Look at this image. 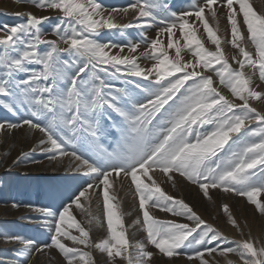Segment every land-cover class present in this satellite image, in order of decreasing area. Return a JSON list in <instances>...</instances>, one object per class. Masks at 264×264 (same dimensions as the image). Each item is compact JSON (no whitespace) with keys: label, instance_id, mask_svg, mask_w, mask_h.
<instances>
[{"label":"snow or ice","instance_id":"1","mask_svg":"<svg viewBox=\"0 0 264 264\" xmlns=\"http://www.w3.org/2000/svg\"><path fill=\"white\" fill-rule=\"evenodd\" d=\"M27 2L37 9L59 13L55 17L57 22L48 30L56 39L44 38L47 31L42 25L50 17L32 12L16 13L23 15L25 22L0 25L3 33L0 35V95L11 98L3 107L13 115L21 109L24 113L18 123H0V131L27 125L30 130L43 134L38 147L50 154V159H57V154L61 158L70 155L79 162L77 171L83 170L99 181L95 189L88 183L69 197L70 202L63 205L50 228L51 242L43 248H55L65 264H94L91 251L84 250L93 247L106 253L112 264L117 258L126 260L127 264H148L153 256L147 250L149 244L166 257L184 254L199 264H210L205 256L211 257L213 253L225 258L235 254L242 264H264V244L257 246L248 238L232 241L234 246H224L221 240L227 238L219 230L183 200L166 194L151 174L158 170L171 179L173 172L178 173L197 185L209 199L210 188L246 197L264 214V203L257 198L264 192V112L250 104L252 100H264V91L255 90L252 76L245 72L246 67L251 69L264 82V12H258L251 0H198L190 4L189 10L180 13L169 12L163 0H134L126 7L111 9L98 0ZM221 10L230 25L229 43L237 50L231 56L238 65L236 68L229 63L221 38L206 16L207 12L217 22L218 29ZM129 11L139 22L136 27L147 29L159 25L155 38L141 34L147 46L139 55L135 54L140 48L139 42L125 46L99 39L104 29L133 27L132 23L116 20L118 15H127ZM198 24L202 25L208 41L215 45L214 51L205 47L197 36ZM174 30L179 32L178 39H174L177 35ZM245 38L251 41L254 52L243 46ZM41 45L47 47L41 50ZM169 50H174L175 55L171 56ZM182 50L189 51L194 61H185ZM140 57L153 61L151 66L142 67ZM209 71L242 103H234L221 94L214 86L213 76L204 74ZM124 76L142 77L149 83H136L135 89L141 90L137 93L127 87L117 88L111 82ZM110 113L120 118L116 149L105 150L92 160L78 155V151H87L95 142L101 119L111 120ZM253 122L257 126L251 127ZM66 146L74 150L69 153ZM113 174L116 179L121 175L129 178L135 186L146 243L138 241L130 245L126 238L121 217L112 203L115 197L109 194ZM100 186H103L108 236L93 244L89 229L76 220L70 209L75 204L85 211L81 198L90 201V190L99 195ZM146 205L186 217L194 226L159 219ZM40 211L57 217L56 212L47 208ZM223 211L238 228L227 205H223ZM88 215L86 222L91 224L95 217ZM69 229H75L79 235H73ZM3 238L6 242H20L24 245L20 254L31 255L33 240L14 235ZM61 238L74 246L69 247ZM130 247L135 249V256ZM226 264H237V261L226 259Z\"/></svg>","mask_w":264,"mask_h":264},{"label":"rangeland","instance_id":"2","mask_svg":"<svg viewBox=\"0 0 264 264\" xmlns=\"http://www.w3.org/2000/svg\"><path fill=\"white\" fill-rule=\"evenodd\" d=\"M0 1L2 3L9 1L10 3V7L4 4L0 5V25H14L25 22L24 16H17L16 13L25 14L32 12L37 16L50 17L42 25L47 31V35L44 38L49 40L56 39V36L48 30L57 22L55 20V17L59 15L57 11L37 9L31 3H28L27 0ZM98 2L102 3L107 9H111L113 7H126L133 1L110 0L103 3L101 0H98ZM163 2L168 5L169 12L175 11L180 13L181 11L189 10L190 4L198 2V0H163ZM251 2L258 12H264V0H251ZM222 13L223 10L218 11V29L217 22L213 21L207 12L206 16H208L210 26L216 30V34L221 38V47L225 56L229 58V63L232 67L236 68L238 65L231 60V56L237 50L229 43L231 39L230 25H228ZM134 16L135 14L131 11L127 15H118L116 17L118 23H132L134 26L123 30L104 29L101 31L99 39L102 42L111 40L114 44L125 46L129 42H139L140 48L135 53L139 55L147 46L146 42L141 40V34L143 33L149 39L155 38L159 25H153L147 29L136 27L135 25L139 22L134 19ZM198 27L197 36L203 40L205 47L210 51H214L215 45L208 41L202 25L198 24ZM174 31L177 33L174 39H178V30ZM0 35H3V33H0ZM246 35L245 32V37ZM163 39L166 46V36ZM180 43L182 46L183 40ZM61 46L63 47L64 45ZM243 46L247 50L254 52V46L247 38L243 41ZM46 47V45H41L40 49L43 50ZM112 51L115 52L117 49H113ZM124 54H129L127 47H125ZM169 54L174 56V50H169ZM181 55L185 61H194L195 59L187 50H182ZM152 62L150 59L144 57H140L139 59L142 67H150ZM245 72L252 76V87L257 91H264V82L259 80L258 73L253 74V71L247 67L245 68ZM204 74L213 76L214 86L217 87L221 94L233 100L234 103H242L238 98L232 96L227 87L219 83V78L214 73L209 71ZM111 82L117 88L127 87L129 91L137 93H140L141 90L135 89L136 83L142 85L149 83V81L144 80L142 77L133 76H124L122 79H111ZM10 102V97L0 95V123H4L5 121L18 123L20 116L24 114L23 109L17 112L16 115H13L12 112L3 107L4 103ZM250 104L256 107L258 111L264 112V100H252ZM110 114L112 116L111 120L101 119L95 142L88 146L87 151L83 149L78 151V155H83L85 159L92 160L101 155L105 150L112 152L116 149L120 139V132L118 131L120 118L115 113ZM113 124L116 126H113ZM255 126L257 125L253 122L251 127ZM41 138H43L42 133L30 130L27 125L16 129L0 131V264H65L61 254L55 248H43L45 244L51 242L50 236L52 231H50V228L54 224V220L58 218V212L62 210L63 205L70 202L69 197H72L73 193H77L78 189L86 187L88 183H92L94 189L99 184L94 175H86L83 170L77 171L76 165L79 162L70 155L61 158L57 154V159H50V154L42 152L38 147V141ZM46 147L48 146L46 145ZM66 150L70 153L74 148L66 146ZM22 153L26 155H22ZM151 174L166 194L183 200L203 220L219 230L223 234V237L227 238L226 240H221L224 246L231 247L234 246L231 243L232 241L248 238H252L257 243V246L264 244V214H261L246 197H241L231 192H224L221 189L210 188L209 199L203 195L197 185L190 183L178 173L173 172L171 179L158 170ZM110 182L112 183V188L109 190V194L115 197L112 203L115 206V211L121 217L123 230L130 245H135L138 241L146 243V232L143 230V216L139 208V197L135 192V186L129 178H125L123 175L116 179L115 174H113L110 177ZM102 187L100 186L99 195L96 191L90 190V201L81 198L80 203L85 211H82L75 204L70 209L76 220L82 226L89 229L90 239L93 244L108 236L107 220L103 209ZM257 198L264 203V192L260 193ZM223 205L228 206L229 212L239 226L238 228L229 222L228 213L223 211ZM146 207L149 206L146 205ZM45 208L56 212L57 217L49 216L40 211ZM149 210L153 216L159 219L174 220L194 226V222L187 220L186 217L173 216L165 211L150 207ZM89 213L92 217H95L91 224L86 222L89 219ZM69 231L73 235H79L75 229H69ZM5 235L20 236L24 239L33 240L34 247L31 249V255L29 256L27 253L21 255L20 253L24 245L18 241L6 242L3 238ZM61 239L69 247L74 246L71 241L65 238ZM77 246L84 248L82 245ZM36 249L42 250L37 251ZM84 250L91 251L94 264H112L106 253H102L94 247L84 248ZM147 250L153 252V256L148 264H199L197 260H188L184 254L171 258L166 257L150 244ZM129 251L133 256L136 255L133 247H130ZM205 259H209L210 264H213V262L214 264H226V259L235 260L237 264H242L235 254H228L225 258L219 256L217 253H213L211 257L206 255ZM115 264H127V261L117 258Z\"/></svg>","mask_w":264,"mask_h":264},{"label":"bare ground","instance_id":"3","mask_svg":"<svg viewBox=\"0 0 264 264\" xmlns=\"http://www.w3.org/2000/svg\"><path fill=\"white\" fill-rule=\"evenodd\" d=\"M260 3V2H259ZM7 5V6H9L10 7V3H9V1L8 2H4V3H2V1H0V5ZM257 7V6H256ZM15 8H16V6H15ZM17 9V8H16ZM132 12V11H131ZM207 15V14H206Z\"/></svg>","mask_w":264,"mask_h":264},{"label":"crops","instance_id":"4","mask_svg":"<svg viewBox=\"0 0 264 264\" xmlns=\"http://www.w3.org/2000/svg\"><path fill=\"white\" fill-rule=\"evenodd\" d=\"M103 3H106V1H110V0H101ZM113 1V0H111ZM134 2V0H132Z\"/></svg>","mask_w":264,"mask_h":264}]
</instances>
